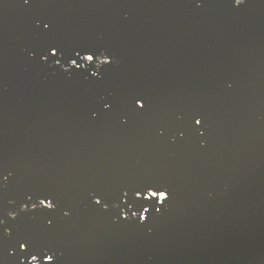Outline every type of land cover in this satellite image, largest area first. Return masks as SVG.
I'll list each match as a JSON object with an SVG mask.
<instances>
[{
    "label": "water",
    "instance_id": "95a60500",
    "mask_svg": "<svg viewBox=\"0 0 264 264\" xmlns=\"http://www.w3.org/2000/svg\"><path fill=\"white\" fill-rule=\"evenodd\" d=\"M0 264H264V0H0Z\"/></svg>",
    "mask_w": 264,
    "mask_h": 264
},
{
    "label": "snow or ice",
    "instance_id": "6c2138e0",
    "mask_svg": "<svg viewBox=\"0 0 264 264\" xmlns=\"http://www.w3.org/2000/svg\"><path fill=\"white\" fill-rule=\"evenodd\" d=\"M164 198L163 197H161V200H163Z\"/></svg>",
    "mask_w": 264,
    "mask_h": 264
}]
</instances>
